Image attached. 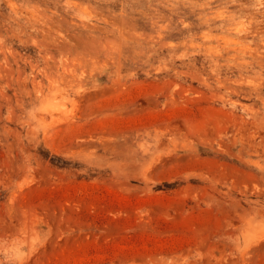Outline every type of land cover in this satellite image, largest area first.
<instances>
[{"label":"rangeland","instance_id":"rangeland-1","mask_svg":"<svg viewBox=\"0 0 264 264\" xmlns=\"http://www.w3.org/2000/svg\"><path fill=\"white\" fill-rule=\"evenodd\" d=\"M0 264H264V0H0Z\"/></svg>","mask_w":264,"mask_h":264}]
</instances>
